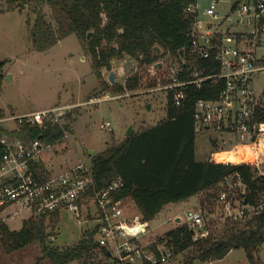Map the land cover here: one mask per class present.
Listing matches in <instances>:
<instances>
[{"label":"built area","instance_id":"1","mask_svg":"<svg viewBox=\"0 0 264 264\" xmlns=\"http://www.w3.org/2000/svg\"><path fill=\"white\" fill-rule=\"evenodd\" d=\"M186 13L193 19L190 43L174 53L163 54V48L158 53L154 47L156 53L163 56L144 65L147 73L146 76L140 74L141 82L149 87L147 93H164L167 105L171 95L176 107L185 104L189 87L202 89L211 85L210 91H217V96L200 97L195 102V131L197 134L217 133L221 136L216 146L224 143L232 147L213 151L210 160L219 162L215 158L219 151L251 146L252 161L225 163L249 164L255 178L264 181V121L256 117L264 106V96H257L253 86L254 77L264 73V0H211L204 9L199 0H194ZM137 73H140L138 67L130 76ZM122 96L121 93L106 94L103 99ZM103 99L92 98L91 101ZM70 113H73L70 105H57L3 115L0 122L15 121V128H9L12 130L24 124H56L64 131L58 143L69 137L66 118ZM100 129L112 132V123L102 122ZM54 143L41 138L27 141L11 135L0 138L3 148L0 218L4 222L25 212L29 216L24 222L68 211L79 219L85 215L84 221L97 222L94 227H97V250L105 264H166L175 256L166 234L145 241L150 223L144 224L142 218L139 222L129 214L126 202L131 198H116L124 187L122 179L100 188L92 166L83 162L66 171L54 172L51 163L44 162L43 158L44 153L51 152ZM218 188L225 222L252 218L264 211V192L257 204L243 200L247 186L239 173L226 177ZM182 224L192 229L195 240L211 232L202 209H189Z\"/></svg>","mask_w":264,"mask_h":264},{"label":"trees","instance_id":"2","mask_svg":"<svg viewBox=\"0 0 264 264\" xmlns=\"http://www.w3.org/2000/svg\"><path fill=\"white\" fill-rule=\"evenodd\" d=\"M7 1L10 9L18 7L19 11L30 3L36 5V18L31 28L36 50H49L60 40L75 34L91 55L93 71L99 78L103 77L104 69L112 70L113 61L125 55L144 66L190 43L193 19L186 13V8L194 0ZM46 5L56 14L59 28L47 19ZM156 45L163 48L162 55L156 53ZM3 66L4 62H1L0 69ZM2 78L0 72V85ZM141 78L137 73L128 77L125 84L116 81L103 85L111 87L114 94H120L139 89ZM210 87L208 84L202 89L189 87L186 102L181 107L175 106L170 95L165 119L92 155L91 166L98 187L105 188L114 180L122 179L124 187L116 198H131L139 208L144 224L150 223L164 206L215 189L226 177L236 173L247 186L243 200L257 204L261 199L264 181L255 178L251 165L197 158L195 102L200 97L217 96V91L212 93ZM3 115L4 112L0 111V116ZM68 116L71 117V113ZM256 117L264 121V106L257 111ZM70 125H66L68 130H71ZM3 135L27 141L41 138L53 143L64 135V131L56 124L45 122L42 125L24 124L15 130L0 128V138ZM2 151L0 144V154ZM214 195L219 198L220 188ZM59 221L57 212L50 217L42 215L25 221L20 230L14 231L0 218V244L15 251L38 241L43 244L44 255L52 264H68L74 260L83 264H100L104 261H95L96 256H101L97 250V227L85 231L83 238L73 246L50 245L48 222L55 228ZM223 224L221 232H210L207 237L197 240L187 224L175 228L167 236L175 255L194 248L199 259L213 261L225 258L234 249H243L249 264H264V211L252 218L228 219Z\"/></svg>","mask_w":264,"mask_h":264},{"label":"rangeland","instance_id":"3","mask_svg":"<svg viewBox=\"0 0 264 264\" xmlns=\"http://www.w3.org/2000/svg\"><path fill=\"white\" fill-rule=\"evenodd\" d=\"M199 2L204 9L211 0H199ZM225 6L227 7L228 4ZM44 10L47 19L59 28L53 9L46 5ZM35 18L34 3L28 4L23 11H19L18 7L10 9L7 0H0V63L4 62V66L0 69L3 76L0 85V111L7 116L57 105L71 106L73 113L71 117L66 118V122L71 124L69 137L62 142H55L51 152L43 154L44 162H50L54 172L66 171L82 162L91 166L92 155L122 142L131 126L139 132L166 118V95L160 91L147 93L149 87L145 85L146 82H142L137 90H126L121 93L122 97L103 99L106 94L117 95L113 93L111 87L105 88L103 85L105 82L112 84L109 81L111 70L103 72L102 78L97 77L92 68V57L85 51L77 35L72 34L60 40L49 50H36L31 35ZM137 67L140 74L146 76L147 69L140 66L139 62L130 55H125L113 61L112 70L116 73L117 82L125 84L126 79ZM253 86L256 95L263 97L264 73L254 77ZM92 98L103 100L91 101ZM149 104L152 107L149 108ZM107 121L112 123V132L100 129V124ZM15 126V121L0 122V128H15ZM220 136L214 132L197 134L199 160L210 158L215 150L231 149L232 145L229 144L220 143L216 146ZM90 150H94L92 155ZM224 153L217 155L218 160H221ZM217 188L218 186L187 200L164 206L150 221L145 241L168 235L170 231L183 225L182 220L177 222L176 217L185 219L186 212L192 208L202 209L211 232L216 234L221 232L225 223L222 216L224 208L218 201L219 198L214 195ZM126 203L129 214L140 222L142 215L137 205L130 199ZM28 216L29 213L25 212L16 219H7L6 223L11 230L18 231L23 227L24 220ZM84 220L85 215L79 219L68 211H62L57 227L52 228L48 222V230L51 233L50 245L64 248L77 244L83 238V233L93 229L97 224L91 219L89 222ZM43 247V244L36 241L18 250L10 251L0 244V264H52L50 259L45 257ZM101 260V256H96V263ZM68 264L83 263L74 260ZM166 264H249V262L243 249H234L223 259L202 261L198 258L197 250L190 248L176 254Z\"/></svg>","mask_w":264,"mask_h":264},{"label":"bare ground","instance_id":"4","mask_svg":"<svg viewBox=\"0 0 264 264\" xmlns=\"http://www.w3.org/2000/svg\"><path fill=\"white\" fill-rule=\"evenodd\" d=\"M219 153H224L223 152H217L215 155L216 160H218L217 155ZM242 160H246V161H252L253 157H252V151L250 149L249 146H244L242 148H239L237 150H230V151H225V153L222 155L221 162H242Z\"/></svg>","mask_w":264,"mask_h":264},{"label":"water","instance_id":"5","mask_svg":"<svg viewBox=\"0 0 264 264\" xmlns=\"http://www.w3.org/2000/svg\"><path fill=\"white\" fill-rule=\"evenodd\" d=\"M92 35V32L89 33V37H91ZM156 50L158 53L161 52V47L159 45H156L155 46ZM161 63L158 64V66H160ZM103 72H107V69H104ZM109 81L112 83V84H115L116 83V75H115V71L111 70L110 73H109ZM148 107H152L151 104L148 105ZM137 133V131L134 129L133 126H131L129 128V130L127 131V136H133ZM94 153V150H90V155H92ZM182 218L180 216L177 217V222H181ZM51 240V239H50Z\"/></svg>","mask_w":264,"mask_h":264},{"label":"crops","instance_id":"6","mask_svg":"<svg viewBox=\"0 0 264 264\" xmlns=\"http://www.w3.org/2000/svg\"><path fill=\"white\" fill-rule=\"evenodd\" d=\"M115 75H116V73H115ZM116 81H117V78H116ZM220 152V151H219ZM197 153H198V148H197ZM207 159V158H206ZM206 159H203V160H206ZM210 158H208L207 160H209ZM130 200H132V199H130ZM132 202L135 204V202L132 200ZM132 205V204H131ZM193 209V208H192ZM196 210H198V209H196ZM177 218V217H176Z\"/></svg>","mask_w":264,"mask_h":264}]
</instances>
